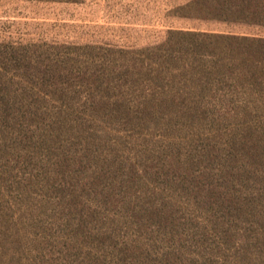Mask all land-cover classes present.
Segmentation results:
<instances>
[{
    "label": "rangeland",
    "instance_id": "374dc122",
    "mask_svg": "<svg viewBox=\"0 0 264 264\" xmlns=\"http://www.w3.org/2000/svg\"><path fill=\"white\" fill-rule=\"evenodd\" d=\"M194 1L0 0V264H264V60L214 38L264 23Z\"/></svg>",
    "mask_w": 264,
    "mask_h": 264
},
{
    "label": "trees",
    "instance_id": "16d2710c",
    "mask_svg": "<svg viewBox=\"0 0 264 264\" xmlns=\"http://www.w3.org/2000/svg\"><path fill=\"white\" fill-rule=\"evenodd\" d=\"M195 4L206 17L222 22L262 24L264 23V0H195ZM221 45L223 60L234 55L242 64L250 58L264 60V38L248 35H215ZM203 48L209 49L208 45Z\"/></svg>",
    "mask_w": 264,
    "mask_h": 264
}]
</instances>
